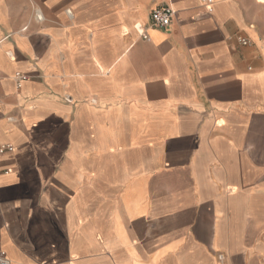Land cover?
Here are the masks:
<instances>
[{
    "label": "crops",
    "instance_id": "1",
    "mask_svg": "<svg viewBox=\"0 0 264 264\" xmlns=\"http://www.w3.org/2000/svg\"><path fill=\"white\" fill-rule=\"evenodd\" d=\"M2 143L10 264H264V0H0Z\"/></svg>",
    "mask_w": 264,
    "mask_h": 264
},
{
    "label": "built area",
    "instance_id": "2",
    "mask_svg": "<svg viewBox=\"0 0 264 264\" xmlns=\"http://www.w3.org/2000/svg\"><path fill=\"white\" fill-rule=\"evenodd\" d=\"M202 1H209V0H202ZM173 16H174L173 9L167 5L155 8L150 13V25L160 28L166 27L167 25L170 24ZM38 18H40V16H38ZM135 27L141 37L143 38L147 37L144 28H142L140 25H136ZM238 40L241 44L248 43V40L243 37H239ZM14 79L16 81V85L19 87L21 86L22 82L27 79V76L20 72H16L14 75ZM13 149L14 148L12 144L9 143L0 144V157L7 153H11ZM0 172L7 174L9 173V169H3ZM0 264H10V260L4 256H0Z\"/></svg>",
    "mask_w": 264,
    "mask_h": 264
},
{
    "label": "rangeland",
    "instance_id": "3",
    "mask_svg": "<svg viewBox=\"0 0 264 264\" xmlns=\"http://www.w3.org/2000/svg\"><path fill=\"white\" fill-rule=\"evenodd\" d=\"M103 260L101 256L98 253H95V264H103ZM79 264H86V259L85 258H80L79 259Z\"/></svg>",
    "mask_w": 264,
    "mask_h": 264
}]
</instances>
